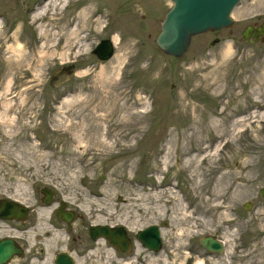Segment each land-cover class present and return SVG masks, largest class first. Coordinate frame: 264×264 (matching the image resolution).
Here are the masks:
<instances>
[{
	"label": "rangeland",
	"instance_id": "obj_1",
	"mask_svg": "<svg viewBox=\"0 0 264 264\" xmlns=\"http://www.w3.org/2000/svg\"><path fill=\"white\" fill-rule=\"evenodd\" d=\"M43 2L0 0V198L31 205L44 188L65 202L76 264H264V39L242 37L264 24V0H242L181 58L155 44L169 0H66L35 23ZM100 39L114 47L106 62L91 53ZM51 208L30 250L36 237L56 247ZM92 225L122 226L130 247L93 243ZM150 225L155 253L135 238ZM208 235L221 253L201 247Z\"/></svg>",
	"mask_w": 264,
	"mask_h": 264
},
{
	"label": "water",
	"instance_id": "obj_2",
	"mask_svg": "<svg viewBox=\"0 0 264 264\" xmlns=\"http://www.w3.org/2000/svg\"><path fill=\"white\" fill-rule=\"evenodd\" d=\"M171 8L165 14L163 20L159 21L160 32L155 44L165 55L181 58L187 51L191 38L208 31H220L229 27L234 19L232 12L242 0H169ZM97 50V52H95ZM98 60H108L113 55V47L110 40H103L99 49H94ZM71 74L67 70H58L53 73L50 85L57 86L70 79ZM43 193H45V190ZM258 195L264 201V187L259 189ZM48 203V201H47ZM5 211L0 212V218L19 220L23 217L25 210L17 203L5 201ZM64 204L59 209L58 219L65 218L69 223L73 219V213L63 211ZM3 209V208H2ZM246 209L247 206H246ZM61 213V215H59ZM64 216V217H63ZM89 236L92 241L97 239L107 240L108 243L124 253L130 246V241L123 228H111L106 225H92L89 227ZM115 236H122L124 245H120ZM136 239L141 245L157 252L161 248L160 233L155 225H150L136 234ZM201 246L210 253H221L223 248L216 237L208 235L200 239ZM21 255V250L13 245L10 239L0 242V264L9 262L11 256ZM60 264H73L72 259L66 254L60 255Z\"/></svg>",
	"mask_w": 264,
	"mask_h": 264
},
{
	"label": "flooded vegetation",
	"instance_id": "obj_3",
	"mask_svg": "<svg viewBox=\"0 0 264 264\" xmlns=\"http://www.w3.org/2000/svg\"><path fill=\"white\" fill-rule=\"evenodd\" d=\"M253 16L244 17L241 21L245 23V21H247L248 18H252ZM242 37L244 39H249L250 37H252L256 40H263L264 39V24H259V22H254L251 25H245L244 30L242 31ZM261 43H264V40ZM59 70H67L70 73V69L68 67L63 68V69L61 68ZM42 189L44 188H38L36 190L35 196L37 195V197H35L33 193L34 202L31 205H24L22 204V202H18L16 200H10L14 203H17L20 207L24 208L25 213L21 219L7 220V219L0 218V242L3 240L10 239L13 242V245L19 250H21L20 256H18L17 254H14L13 256H11L9 262H7L6 264H32V263L33 264H60L59 258H60V255L62 254H66L68 257L72 259L73 264H76L74 260L75 257L73 258L72 257L73 255L71 253V251H73L71 250V247L73 248V245L76 242V235H75L76 233H75L74 228L72 227V223H73L72 220L74 221L76 218L73 215L74 219H72L69 223L65 221V218H68V217L61 218V220L58 219L57 213L59 209L61 208L62 204H64L63 211L66 212L67 210L66 203L63 202L61 199H59L57 200V204L53 205L55 204L54 197H53L54 193H51L48 190H45V193H43ZM5 201H7L6 198H0V205L3 204V202ZM45 207L46 208L52 207V208L49 210V213L46 216L47 217L46 224L50 228V231H46L44 233V236L49 237L50 242L53 245H56V247L48 249L49 247L46 246V244H43L41 241H39L38 237H36V240H33V244H32L33 247L30 250L29 249L30 245H28L29 239L27 241L29 232L36 229V225H39L38 224V217H39L38 215L40 214L39 211L44 210ZM59 215H61V213H59ZM89 227H88V230H89ZM113 227H116V226H113ZM24 235H26V237H24ZM55 235L61 236V238L59 237L56 238L54 237ZM88 235H89V232H88ZM99 240H102V239H99ZM61 241H62L63 246L58 247ZM97 241H92V242L96 244ZM105 243L109 245L108 242L105 241ZM199 243H200V240H199ZM109 247L111 246L109 245ZM32 250H33V253L30 252Z\"/></svg>",
	"mask_w": 264,
	"mask_h": 264
},
{
	"label": "bare ground",
	"instance_id": "obj_4",
	"mask_svg": "<svg viewBox=\"0 0 264 264\" xmlns=\"http://www.w3.org/2000/svg\"><path fill=\"white\" fill-rule=\"evenodd\" d=\"M65 1L66 0H44V2L42 3V5H41V7L40 8H38L37 9V11H36V13L32 16V19L34 20V22L36 23V22H39L40 21V19L41 18H44V16H43V14H42V12H44V11H49V10H53V12L55 11V9H56V7L58 6V5H63L64 3H65ZM50 14H52V15H54L53 13H50ZM54 19L55 18H51L50 19V22H52V21H54ZM239 22L241 23V21L239 20ZM50 26V24H47L46 26H37V30H38V35L41 37V38H43L45 35H47V34H50V32H51V30L50 29H48V27ZM43 40V39H42ZM103 40H105V39H100L98 42H97V44L95 45L96 46V49H99L100 48V46H101V43H102V41ZM23 46L20 44V43H17L16 44V47H15V52L17 53V54H19L20 55V50H23V48H22ZM95 52H97V50L95 51ZM95 54V53H94ZM111 59V58H110ZM110 59H108V60H110ZM108 60H104V61H102V62H106V61H108ZM104 142H108L107 141V139L105 138V137H103V143L102 144H104ZM226 143H231L230 142V140H228V141H226ZM206 148H204V147H202L201 148V150L202 151H204ZM184 151V148L182 147L181 148V152H183ZM191 158V160L192 161H194L193 159H195L194 157H190ZM3 208V209H2ZM5 209H6V205H3V204H1L0 205V212L1 211H5ZM113 226H115V225H112V226H110V227H113ZM115 238L117 239V241H118V243L120 244V245H124L123 243H124V241H123V238H122V236H115ZM222 245H223V243H221ZM197 264H203V260H199V262L197 263Z\"/></svg>",
	"mask_w": 264,
	"mask_h": 264
}]
</instances>
